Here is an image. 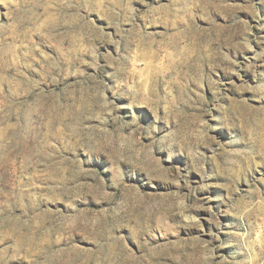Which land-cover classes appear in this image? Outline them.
Masks as SVG:
<instances>
[{"label": "rangeland", "instance_id": "obj_1", "mask_svg": "<svg viewBox=\"0 0 264 264\" xmlns=\"http://www.w3.org/2000/svg\"><path fill=\"white\" fill-rule=\"evenodd\" d=\"M0 264H264V0H0Z\"/></svg>", "mask_w": 264, "mask_h": 264}]
</instances>
